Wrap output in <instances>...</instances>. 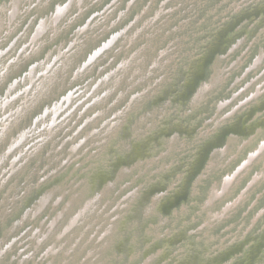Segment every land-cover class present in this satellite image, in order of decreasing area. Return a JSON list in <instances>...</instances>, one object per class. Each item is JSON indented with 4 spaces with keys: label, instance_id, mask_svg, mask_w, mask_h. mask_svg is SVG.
I'll list each match as a JSON object with an SVG mask.
<instances>
[{
    "label": "rangeland",
    "instance_id": "1",
    "mask_svg": "<svg viewBox=\"0 0 264 264\" xmlns=\"http://www.w3.org/2000/svg\"><path fill=\"white\" fill-rule=\"evenodd\" d=\"M0 264H264V0H0Z\"/></svg>",
    "mask_w": 264,
    "mask_h": 264
}]
</instances>
